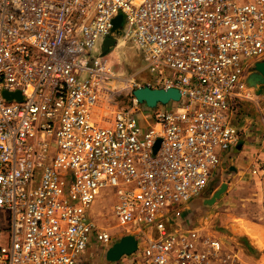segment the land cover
<instances>
[{"label":"built area","instance_id":"built-area-1","mask_svg":"<svg viewBox=\"0 0 264 264\" xmlns=\"http://www.w3.org/2000/svg\"><path fill=\"white\" fill-rule=\"evenodd\" d=\"M108 39L134 42L153 81L114 72ZM262 60L264 0H0V264H77L91 240L112 247L121 236L92 214L102 192L138 242L118 264H214L221 243L182 212L234 158ZM145 86L178 89L182 110L170 102L144 130L133 91Z\"/></svg>","mask_w":264,"mask_h":264},{"label":"crops","instance_id":"crops-1","mask_svg":"<svg viewBox=\"0 0 264 264\" xmlns=\"http://www.w3.org/2000/svg\"><path fill=\"white\" fill-rule=\"evenodd\" d=\"M247 108L243 106V114L237 122L244 130L241 148L237 147L232 160L223 161V164L236 161L230 170L237 181L226 183L227 192L214 205L208 206L206 200L225 184L221 182L215 187L213 181L207 191L191 200L182 212L184 228L195 232L200 240L221 243L222 250L213 259L214 264H264V174L255 164L259 160L264 163V128L253 126ZM102 110L113 114L115 107ZM96 264H99L97 259Z\"/></svg>","mask_w":264,"mask_h":264},{"label":"rangeland","instance_id":"rangeland-1","mask_svg":"<svg viewBox=\"0 0 264 264\" xmlns=\"http://www.w3.org/2000/svg\"><path fill=\"white\" fill-rule=\"evenodd\" d=\"M108 55L107 59L112 62L114 65L113 70L121 77H126L123 79H127L135 74H138V82L140 84H146L149 81H153L154 77L151 75L148 71H143L146 62L143 57V54L140 49L137 48L134 42L128 41L123 42L119 41L118 44H116L112 49H110L105 54H111ZM101 54V50L99 45H96L92 52V56H97ZM118 85H115V89H126L127 83L126 81H118ZM107 88V87H105ZM253 89H250L249 92L252 95V99L249 101H245L241 107H240V113L243 114V106L246 105L248 108L246 110V113L249 115V119L253 120V126L255 127H263L264 128V91L260 96L256 95V92H253ZM126 93L129 94V89L125 90L124 96L120 100V103L118 106H124L126 98ZM104 95H106V91H102L101 98L105 100ZM101 100V99H100ZM101 104V102H100ZM178 109L177 112H180L183 107V101L177 102ZM141 113L136 116L139 125L146 130L152 123H154V112L156 110H173L174 107L171 105H159L156 109H151L145 104H141ZM105 117L108 119H104L105 122L111 123L113 119V115L111 113H104ZM240 114V115H241ZM248 118V117H247ZM224 161V160H223ZM236 161L233 163L225 162V164L222 163L218 171L216 172V176L214 178V182L212 185L215 187L219 186L221 182L225 183H235L237 180L234 179L233 176H235L233 173L231 174L230 167L231 165H235ZM224 171V172H223ZM222 172V173H221ZM211 185V184H210ZM241 188V186H238ZM219 189V188H218ZM237 187L234 189L236 190ZM245 189V188H244ZM247 191V189H245ZM245 191V192H246ZM227 192V191H226ZM225 192V193H226ZM244 192V191H243ZM114 199H110V197H107L106 193L102 192L101 197L96 202V204L93 206L92 214L94 216V220H96L97 225L100 228H106L109 230L113 235L118 236L122 238L129 232L131 233L133 230L130 227H120L115 219L113 217V211L111 209L113 205ZM3 214L0 213V221H3ZM137 237V235H136ZM120 240V239H119ZM118 240V241H119ZM110 247L102 245L100 242L96 240H91L90 245L85 253L81 255L78 261L85 262L87 264L88 262L90 264H96V259L99 264H118L117 263H109L106 260V253ZM144 248V245L140 246L139 251L141 252ZM124 259V258H123Z\"/></svg>","mask_w":264,"mask_h":264},{"label":"water","instance_id":"water-1","mask_svg":"<svg viewBox=\"0 0 264 264\" xmlns=\"http://www.w3.org/2000/svg\"><path fill=\"white\" fill-rule=\"evenodd\" d=\"M124 18L122 15H119L114 20V31L117 35L121 36V28L123 25ZM116 45V41L114 39H108L105 41L103 45V50L107 53L110 49H112ZM247 86L256 90V95L260 96L264 91V60L259 61L255 64V68L253 73L247 79ZM134 97L138 100L139 103L147 105L151 109H156L159 105H168L170 102H179L181 100V93L178 89H152L148 86L141 87L135 89L133 91ZM4 96L7 99L17 98L19 100L22 99L21 94L14 93L9 94L7 92L4 93ZM161 140H158L155 145V152L159 149ZM241 144L239 145V149L241 148ZM228 189V185L223 184L210 199L206 200V205L212 206L214 205L221 196ZM138 250V242L133 234L126 235L122 237L118 242L114 243L112 247H110L106 253V260L109 263H117L121 261L125 256H131L135 254Z\"/></svg>","mask_w":264,"mask_h":264}]
</instances>
